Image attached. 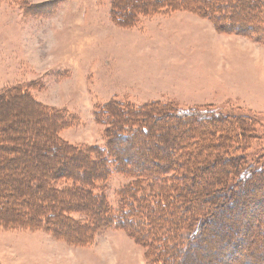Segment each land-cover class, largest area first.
Segmentation results:
<instances>
[{
    "label": "rangeland",
    "instance_id": "rangeland-1",
    "mask_svg": "<svg viewBox=\"0 0 264 264\" xmlns=\"http://www.w3.org/2000/svg\"><path fill=\"white\" fill-rule=\"evenodd\" d=\"M230 1L233 8L223 3L218 12L204 14L193 8L199 2L189 9L179 3L166 9L141 4L134 10L128 0H0V95L25 86L49 110L65 111L68 126L58 136L82 148L105 147L111 119L101 111L109 104L125 112L159 103L175 112L214 109L252 118L247 155L257 163L264 151V0ZM20 104L17 98L4 101L5 120H14ZM150 115L145 123L158 128L160 121V131L173 135L167 116L162 121ZM116 147L148 159L142 146L123 140ZM53 154L45 149L34 155V168L41 164L49 173L62 161ZM132 180L115 169L108 176L104 194L114 211ZM141 187L156 193L147 182ZM72 217L86 219L83 213ZM60 230L44 222L40 227L0 222V264H152L147 249L122 229L93 230L94 239L86 244L63 237L74 231L71 225ZM215 233L224 239L223 231ZM212 240L205 244L209 255L222 249ZM204 260L198 263L207 264ZM215 264H224L221 256Z\"/></svg>",
    "mask_w": 264,
    "mask_h": 264
},
{
    "label": "trees",
    "instance_id": "trees-1",
    "mask_svg": "<svg viewBox=\"0 0 264 264\" xmlns=\"http://www.w3.org/2000/svg\"><path fill=\"white\" fill-rule=\"evenodd\" d=\"M191 2H199L193 8L204 14L218 12L223 3L234 7L230 0H128L134 10L141 4L166 9L179 3L189 9ZM248 7L247 12L254 9ZM24 88L0 95V222L5 226L40 227L44 222L63 233L61 225L67 223L74 231L63 237L78 244L90 243L93 230L122 229L147 249L152 264H199L204 259L215 264L217 256L224 264H264V151L257 163L247 155L254 119L214 109L175 112L159 103L125 112L109 104L101 111L111 119L105 147L82 148L58 136L68 126L65 111L49 110ZM14 98L21 101L20 113L5 120L9 107L2 104ZM148 114L162 121L167 116L173 135L160 131V121L158 128L145 123ZM123 140L147 148L148 159L133 158L126 147L117 149ZM45 149L55 159L62 157L49 173L41 164L34 168L33 157ZM114 169L133 178L120 192L117 211L104 194ZM144 182L156 193H143ZM74 213L85 214V221ZM211 237L222 249L209 255L205 244Z\"/></svg>",
    "mask_w": 264,
    "mask_h": 264
}]
</instances>
